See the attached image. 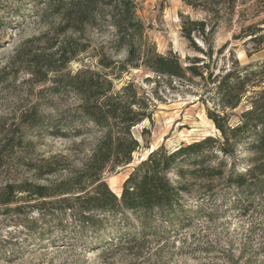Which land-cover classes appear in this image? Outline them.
I'll use <instances>...</instances> for the list:
<instances>
[{
    "label": "trees",
    "instance_id": "1",
    "mask_svg": "<svg viewBox=\"0 0 264 264\" xmlns=\"http://www.w3.org/2000/svg\"><path fill=\"white\" fill-rule=\"evenodd\" d=\"M183 1L201 6L211 16L209 20L182 17V37L195 53L184 59L172 50L157 51L137 13V0L43 1L44 14L54 23L38 38H44L43 50L27 53L25 68L38 82L50 80L55 93L71 94L75 105L64 112V122L57 116L44 121L32 106L22 123L34 137L80 138L76 146L83 156L64 177L47 183L20 179L0 185V207L7 210L14 204L11 210L16 214L25 206L40 212L48 207L61 228L72 225L81 233L108 232L95 244L102 248L149 237L161 240L163 230L188 227L210 215L221 191L233 192L230 204L243 212L256 195L264 193V61L242 65L232 50L226 58L227 43L215 47L220 19L232 11L236 0ZM103 29L109 35L106 44L93 46L90 33ZM244 31L256 45L253 52L258 51L264 28L253 23ZM106 48L123 57L116 59ZM88 52L95 58L93 66L69 69L72 61ZM132 70L149 74L145 81L155 82L154 88L146 90L132 79L117 87L123 74ZM159 86L196 95L217 135L181 142L173 149L163 144L154 148L132 166L118 195L105 174L133 162L142 145L132 129L144 120L152 121ZM13 138L5 145L13 148ZM241 152L246 155L240 157ZM1 153L0 149V167ZM66 160V155H51L37 161L29 158L24 164L41 178L57 174ZM34 200L41 201L31 205Z\"/></svg>",
    "mask_w": 264,
    "mask_h": 264
},
{
    "label": "rangeland",
    "instance_id": "2",
    "mask_svg": "<svg viewBox=\"0 0 264 264\" xmlns=\"http://www.w3.org/2000/svg\"><path fill=\"white\" fill-rule=\"evenodd\" d=\"M43 1L0 0V149L4 161L0 167V185L20 179L47 183L48 179L64 177L69 169L79 165L83 156L76 146L80 138L34 137L32 130L22 123L23 114L32 106L37 107L44 121L47 116H57L64 122L67 121L64 112L75 105L71 94L63 90L55 93L50 80L38 82L25 68L27 53L43 50L44 38H38L54 23L44 14ZM137 13L157 51L172 50L181 59L195 54L182 37V17L211 18L201 6L194 8L183 0H137ZM253 23L264 28V0H236L232 11L220 19L214 35L215 47L227 43L226 58L227 51L232 50L242 65L264 61V43L253 52L256 45L244 35L245 27ZM237 35L241 38L236 39ZM108 38L104 29L90 33L93 46L105 45ZM106 50L112 53L111 48ZM247 51L251 52L250 56ZM112 56L121 59L123 53ZM94 63L91 52L83 53L69 64V69L76 71ZM148 75L137 70L124 73L116 82L117 87L132 79L136 85L151 91L155 82H146ZM157 93L152 121L144 120L132 129L142 145L134 153L133 162L105 174L110 189L118 195L132 166L154 148L163 144L173 149L181 142L217 135L206 116L205 105L196 95L163 86L158 87ZM12 137L15 145L10 148L5 144ZM18 141L22 144H16ZM28 141H33V145L29 146ZM88 148L87 144L86 151ZM51 155L68 156L55 175L36 177L34 170L24 164L29 158L37 161ZM244 155V152L239 154ZM218 199L217 209L210 215L195 219L188 227L163 230L165 236L161 240L149 237L130 245L102 248L95 244L106 239L108 232L81 233L72 225L61 228L52 220L48 207L40 212L36 207L25 206L21 214L11 210L14 204L7 210L0 207V264H264V193L256 195L244 212L230 204L235 199L233 192L221 191Z\"/></svg>",
    "mask_w": 264,
    "mask_h": 264
},
{
    "label": "water",
    "instance_id": "3",
    "mask_svg": "<svg viewBox=\"0 0 264 264\" xmlns=\"http://www.w3.org/2000/svg\"><path fill=\"white\" fill-rule=\"evenodd\" d=\"M140 160H142V159H140Z\"/></svg>",
    "mask_w": 264,
    "mask_h": 264
}]
</instances>
